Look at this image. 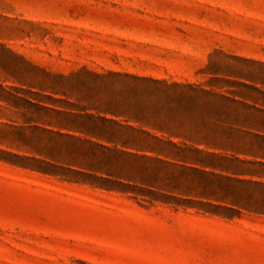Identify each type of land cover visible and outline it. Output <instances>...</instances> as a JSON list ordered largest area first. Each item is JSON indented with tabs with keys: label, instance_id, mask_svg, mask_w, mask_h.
I'll use <instances>...</instances> for the list:
<instances>
[{
	"label": "rangeland",
	"instance_id": "rangeland-1",
	"mask_svg": "<svg viewBox=\"0 0 264 264\" xmlns=\"http://www.w3.org/2000/svg\"><path fill=\"white\" fill-rule=\"evenodd\" d=\"M164 84L210 94L145 121H226L202 153L74 116L163 104ZM263 112L264 0H0V264H264V187L222 171L264 166L220 150Z\"/></svg>",
	"mask_w": 264,
	"mask_h": 264
},
{
	"label": "trees",
	"instance_id": "trees-1",
	"mask_svg": "<svg viewBox=\"0 0 264 264\" xmlns=\"http://www.w3.org/2000/svg\"><path fill=\"white\" fill-rule=\"evenodd\" d=\"M166 89L169 91L173 87H179V93H174L173 91H169L172 93V100L165 101L163 104H160L156 101V94L152 93L148 95L147 98H143L142 95H135V101L141 99L140 109L137 111H130L128 109H124L122 111H117L111 109L109 107H94L97 113L100 115L94 116L93 114L88 113H80L74 115L76 117H86L88 119H95L103 122L113 123L115 125H119L117 121L114 119L107 118V115L111 117H123L126 120H133L142 125H146L148 129L153 130L155 134L150 133L148 130L139 128L135 129L130 126H126L127 129L133 131L138 135V140H151L154 142L153 146H149L151 151L156 152L157 154L163 155L165 158H181L187 159V152H196L202 153L201 149H198L197 146L192 147V145H201L204 143L206 138V133L209 132L212 125L219 126L220 118L217 117H201L200 121H193L191 118H182L174 121H154L147 122L144 119L145 112L147 111H165V110H175L180 107V103L183 100H188L190 98L195 97L198 99L200 97L209 95L210 92L200 89L195 85H177V84H164ZM220 99V96H217ZM129 104V103H128ZM131 108H135L132 105H127ZM85 110V109H81ZM102 115V116H101ZM143 127V126H142ZM159 133V135H157ZM180 139L179 142H175L173 139ZM189 142L190 145L187 143ZM156 144V145H155ZM207 144V143H205ZM156 146H160L158 150Z\"/></svg>",
	"mask_w": 264,
	"mask_h": 264
},
{
	"label": "crops",
	"instance_id": "crops-1",
	"mask_svg": "<svg viewBox=\"0 0 264 264\" xmlns=\"http://www.w3.org/2000/svg\"><path fill=\"white\" fill-rule=\"evenodd\" d=\"M264 121V112L262 116H258ZM257 117V118H258ZM254 118V117H253ZM258 118V119H259ZM225 124L226 121H221L220 124ZM229 124V123H228ZM236 128H227L229 133L222 135V139L225 138V144L220 145V150L225 153L223 158L225 161L239 162L241 165H259L264 166V131L257 128H245L240 125H234ZM229 155V156H227ZM240 156L251 157L252 160L242 159ZM258 160H262L258 162ZM227 173V178L230 180L247 182L251 185L263 186L264 187V175H258L251 171L246 172L245 169L234 171L232 167H224L222 170ZM249 177V178H247ZM259 180H255V179ZM258 210V209H253ZM263 210V209H261Z\"/></svg>",
	"mask_w": 264,
	"mask_h": 264
}]
</instances>
